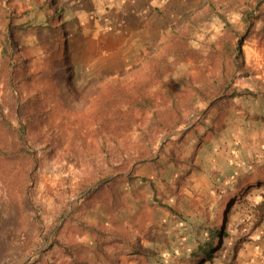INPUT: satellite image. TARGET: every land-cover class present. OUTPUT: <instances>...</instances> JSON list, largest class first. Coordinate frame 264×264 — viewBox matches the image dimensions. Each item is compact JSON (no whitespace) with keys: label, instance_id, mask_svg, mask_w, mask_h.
<instances>
[{"label":"rangeland","instance_id":"obj_1","mask_svg":"<svg viewBox=\"0 0 264 264\" xmlns=\"http://www.w3.org/2000/svg\"><path fill=\"white\" fill-rule=\"evenodd\" d=\"M47 4L0 0L1 32L28 26L13 36L27 60L13 87L0 53V149H14L0 160V264H98L102 250L119 264H224L264 220V0ZM58 64L70 78L53 95ZM220 229L213 257L193 260Z\"/></svg>","mask_w":264,"mask_h":264},{"label":"trees","instance_id":"obj_2","mask_svg":"<svg viewBox=\"0 0 264 264\" xmlns=\"http://www.w3.org/2000/svg\"><path fill=\"white\" fill-rule=\"evenodd\" d=\"M46 7H49V5L47 4ZM60 16L59 15H55V14H52L51 12L48 11V14L46 15V21L47 23L50 24V22H52L53 20H58V19H61L59 18ZM7 27V32H1L0 30V53H1V60H2V65H3V68H4V71H6V77H7V81H8V85L11 87L12 85H16V76H17V72H18V69L19 67L22 65V66H25L26 65V62L27 60H22V62H20V60L16 59V56L21 52V51H24L23 49H17L16 51L14 50V44H13V36L14 34L17 32V31H21L23 29H25L26 27H28L27 25H20V26H17L16 28H14L11 23H8V25L6 26ZM17 29V30H16ZM54 29H57V28H54ZM58 33L57 35V41L60 43V45L62 46V48H60V46H57L56 48V54L57 55V59L60 61V57L62 55L65 54V42L64 40L62 39L63 38V33L60 32L59 30L56 31ZM60 64V63H59ZM59 64H58V68L56 70V73L54 74V76L52 75V79H47L48 82H52L54 81L56 83V90L53 92V95H60L61 91H62V87L65 86L64 84V79H69V75L70 73L66 71V76L63 77V74L65 72H63V68L64 66L61 68V65L59 67ZM68 69V68H67ZM46 79V75H43ZM19 80V79H18ZM62 80V83L63 85L60 84ZM69 81V80H68ZM71 81V80H70ZM23 81L22 80H19V83H22ZM118 84V83H117ZM54 86V85H53ZM13 87V86H12ZM107 88L109 90V93L111 92L112 95V98L113 99H116V101H118V103L115 105L117 107V110H114V108L112 109V112L115 113L118 117L122 115V111L124 109V104H123V96H122V87L121 86H115L114 87V82H110V85L108 84L107 85ZM115 90V91H114ZM34 100V99H33ZM18 103L19 101H21V98H19L18 100ZM27 102V105L25 106V108L23 107V110L21 108V106H19V109L17 110L18 113H20L21 115H26L27 114V110H26V107L28 105H31L29 104L31 102V99L28 98L27 100H25ZM141 102H135L134 104V107L135 108H145V105ZM35 105V104H34ZM40 106H38L37 109H39ZM116 109V108H115ZM39 111V110H38ZM37 111V114L33 113L34 115H36V118H42L44 113H38ZM111 112V113H112ZM118 117L116 118L117 122H123L122 119H118ZM19 126L21 128V130L26 133L28 128L29 130L31 129L29 126L25 125L21 120L19 121ZM9 132L6 133L4 131V122L2 120H0V141L4 144L5 142L8 143L9 142ZM13 137H15V135H13ZM4 140V142H3ZM6 148H3V146L1 147L0 149V160L1 159H5V160H10L11 158V155L14 154V149H7L5 150ZM14 159V157H12ZM152 186H153V189L155 191V194H156V187L155 185L153 184L152 182ZM242 195V194H241ZM155 199L157 200V196H155ZM195 209L194 211L198 212L200 209L198 208V203L195 204ZM195 230L196 232H194L195 234H199L200 232V228L199 227H196L195 226ZM211 232V235H212V238H211V241L207 243V245L205 246V244L201 243L196 247V254L195 256H193V260H197L199 258H202V257H213L214 253L217 252V248L215 249V245L213 243V240L214 238H218V240H222L225 236L224 232L222 231V229L218 230V231H212V230H209ZM58 235L59 233L55 234L53 237H54V242H53V246L54 245H57V246H60V240L58 238ZM100 257L97 258V262L98 264L101 263V264H119V260L118 259H115V258H112L110 255H108L105 251H101L100 252ZM67 256H69V254H67ZM74 264V263H73ZM75 264H78L75 263ZM80 264H83L82 262Z\"/></svg>","mask_w":264,"mask_h":264},{"label":"crops","instance_id":"obj_3","mask_svg":"<svg viewBox=\"0 0 264 264\" xmlns=\"http://www.w3.org/2000/svg\"><path fill=\"white\" fill-rule=\"evenodd\" d=\"M49 2L51 6L65 12L76 9H109L116 8L118 5L129 10L159 8L168 5L169 0H49ZM117 32L113 29L109 33L113 35ZM262 206L264 207V199ZM239 235V238L233 243L229 259L224 264H264V220L259 227L245 226L241 228Z\"/></svg>","mask_w":264,"mask_h":264},{"label":"bare ground","instance_id":"obj_4","mask_svg":"<svg viewBox=\"0 0 264 264\" xmlns=\"http://www.w3.org/2000/svg\"><path fill=\"white\" fill-rule=\"evenodd\" d=\"M64 76H66V72H65Z\"/></svg>","mask_w":264,"mask_h":264}]
</instances>
